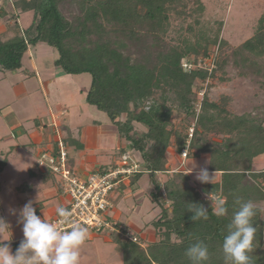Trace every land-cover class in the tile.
<instances>
[{
  "label": "trees",
  "instance_id": "1",
  "mask_svg": "<svg viewBox=\"0 0 264 264\" xmlns=\"http://www.w3.org/2000/svg\"><path fill=\"white\" fill-rule=\"evenodd\" d=\"M3 1L0 21L14 19ZM190 3L196 5L197 13L204 12L202 0H16L19 15L33 12L34 20L28 29L17 30L15 35H0V72L21 71L34 76V72L24 69V57L30 46L45 44L57 50L54 64L62 74L91 76L85 102L105 113L129 143L131 154L139 155L143 172L133 179L148 175V197L159 210L147 225L155 230V241H144L140 233L132 234L124 225V234H119L124 239L111 234L124 264H190L185 251L197 241L209 248L207 264H224L221 244L238 199L255 205L253 223L257 233L252 264H264V221L258 207L264 203V171L252 170L254 161L264 155V119L250 114L232 116L207 99L200 105L202 113H196L193 86L197 79L205 78L209 69H202L198 66L201 62L190 58L201 51L204 60L209 58L208 47L216 45L218 39L209 40L201 34L197 44L185 40L172 45L167 41L173 14L181 16V10L185 11ZM69 4L78 9L77 15L70 18L63 9ZM235 55L239 56L238 65L264 76L257 61L264 59V14L254 35L235 50ZM185 63L193 67L184 68ZM174 108L186 120L197 116L194 141L198 152L196 156L190 152L185 135L178 136L175 154L180 155L187 147V157L208 154L210 171L220 173V181L198 187L183 170L172 172L167 154L173 136L170 127ZM212 133L224 137L209 143L204 135ZM62 141L67 143L65 136ZM54 146L53 153H57L58 141ZM161 172H169L163 183L157 178ZM49 176L56 179L52 173ZM214 196L218 198L213 200ZM220 199L228 208L225 217L213 214ZM191 204L202 206L208 218L193 221Z\"/></svg>",
  "mask_w": 264,
  "mask_h": 264
},
{
  "label": "rangeland",
  "instance_id": "2",
  "mask_svg": "<svg viewBox=\"0 0 264 264\" xmlns=\"http://www.w3.org/2000/svg\"><path fill=\"white\" fill-rule=\"evenodd\" d=\"M15 1H3L9 15L14 17L8 21H0V35L4 38L15 35L17 30L28 29L34 20L33 12L20 16L14 5ZM202 2L205 6L202 14L197 13L194 3H190L185 11L181 10L183 13L181 16L173 14L171 29L167 36V41L172 45L181 44L185 40L191 44H197L201 34L209 40L216 37L218 39L216 45L208 47L209 58L204 60L206 56L202 55L203 51L190 58L191 61L201 62L198 66L202 69L210 71L204 79H197L193 86L196 113H202L203 109L200 105L207 99L209 102L217 103L221 109L232 116L250 114L264 119V76L251 73L253 70L242 64L238 65L239 56L235 55V50L254 35L259 19L264 14V0H202ZM63 9L69 18L78 13L75 4L65 5ZM16 20H19V24L14 25ZM200 45L204 47V42ZM57 58L56 49L45 44H38L30 46L23 61L24 69L35 72V76L27 78L21 71L0 72V107L2 109L0 161L3 158L2 154L5 155L8 152L10 154L7 167L0 175V216L4 217L13 232L19 225L17 223L19 193L16 187L23 186L29 181V171L39 172L35 151L30 146L32 141L37 142L42 138L40 130L35 128V119H41L45 124L41 128L44 142L48 141V138L51 140L55 138L54 132L61 137L60 134L63 132L65 134V126L68 125L79 139L83 132L81 128L96 127L98 146L92 152L102 155V162L115 160L116 165L121 159V154L114 158V154L117 153L116 140L111 133L115 128L109 124L104 113L84 101V96L91 85V76L62 74L54 64ZM257 61L264 75V59ZM170 129L173 131V136L167 160L172 172L185 170L186 167L192 168L193 165L196 169L199 163L198 158L188 156L183 159L181 154H175V147L178 136L187 135L188 142L191 144L190 152L194 156L197 155V143L194 141L197 132V116L186 120L185 116L174 108L173 124ZM31 134L35 136L34 139L30 136ZM223 137L214 133L204 135L209 143L220 142ZM44 144L47 146L46 143ZM68 150L78 157V152L82 149ZM200 157L209 158V155L203 154ZM252 170L253 172L264 171V155L254 161ZM209 176L212 179L215 177ZM145 177L140 190L121 189L111 195L112 209L107 214L109 219L124 226L130 222L135 229H143L146 223L152 220L154 213L148 212L151 206L148 197L151 185ZM160 178L165 180L166 177L160 176ZM164 180L160 181L163 183ZM258 207L264 221V203L258 204ZM134 228L129 229L130 233L137 234ZM100 233L105 232L100 231ZM90 234L88 233V237ZM113 236L124 239L119 234ZM85 244L88 246L82 247L81 255L85 252L84 249H87L91 259L92 248L89 242ZM116 246L112 239L109 250L105 252L109 255L113 253L115 261H122L124 256L116 250Z\"/></svg>",
  "mask_w": 264,
  "mask_h": 264
},
{
  "label": "clouds",
  "instance_id": "3",
  "mask_svg": "<svg viewBox=\"0 0 264 264\" xmlns=\"http://www.w3.org/2000/svg\"><path fill=\"white\" fill-rule=\"evenodd\" d=\"M195 171V165L190 172ZM195 179L201 183H209L212 178L207 168H200ZM231 221L226 225L221 250L224 264H252L251 253L257 233L253 218L256 215L252 201L237 200ZM34 201H27L18 211L17 223L22 225L23 239L13 253L9 243L11 230L3 216H0V264H80L81 249L88 239L87 227L71 222L70 209L60 206L56 209L58 222H49L44 216L37 215ZM15 211V210H13ZM192 220L207 219L208 211L202 206L192 205L189 209ZM217 217L228 215L225 200L220 199L213 211ZM59 225L71 224L62 230ZM10 233V236L7 234ZM7 236V238H6ZM185 255L190 264H207L210 253L203 241L190 245Z\"/></svg>",
  "mask_w": 264,
  "mask_h": 264
},
{
  "label": "crops",
  "instance_id": "4",
  "mask_svg": "<svg viewBox=\"0 0 264 264\" xmlns=\"http://www.w3.org/2000/svg\"><path fill=\"white\" fill-rule=\"evenodd\" d=\"M30 72H33V71H30ZM25 76L27 78L32 77L26 74ZM85 96H84V101H85ZM34 121H35V128L38 131L40 130V135L42 136V138H40L39 141L37 142L32 141L30 144V146L33 147L35 151L34 155L36 158H37L38 152L41 151V149L47 148V150L49 149L51 151H54L55 150L54 143L59 141V139L63 140L65 136L67 143L65 144L64 142V144L66 145V147H68V149L76 148L77 151L78 149H82V150H79L78 157L77 155L72 154L68 150L70 165L76 173L81 174V175H86L93 171H99L101 169H106L108 167H110L111 169L118 165V164L115 165L116 163L115 160L111 162H107V161L102 162L103 156L96 155L94 152H92V150H95L98 146V140H97L98 135H97L96 127L90 128L86 126V128H81L83 132L79 139L78 136H75L74 130L68 125V126H65V130H66L65 134L64 132L60 134L61 137L58 136L56 132H54V135L56 137L53 138L52 140L51 138H48V141L44 142V139H43L44 134L41 131V128L45 124L43 123L41 119H35ZM109 124H111L115 128L111 134L114 135L115 140H116L115 148H116L117 153L114 154L115 156L114 158H116V156L118 157L121 153H123V151L124 153H127L130 150L129 143L126 141L125 138L120 136L117 127L113 125L110 122V120H109ZM17 134L20 135L19 132H17ZM30 136H33L32 137L33 139L35 137L33 134H31ZM44 143H46L47 146H44L45 145ZM89 150H91V152ZM86 151H89V152H86ZM128 153H131V151ZM9 155H10L9 152L6 153L5 155L2 154L3 158L0 161V163L3 162V164L0 165V175L4 172L5 168L7 167ZM133 156L139 162H141V159L138 154H134ZM197 158H198L197 161L199 163L195 171L189 173L191 168L186 167L185 170L183 169L184 172L190 175L192 183L198 187L203 185V183L195 179L196 172H198L200 168H207L209 175L215 176L211 180V182L220 181L221 174L210 171L209 158H204V157L203 158L197 157ZM38 167L37 169H39V172L29 171V177H28L29 181H27L25 185L16 187V190L19 193L18 194L19 196L17 197V206L19 209H21L27 201L32 200L34 201L33 206L36 208L37 215L44 216L46 220L50 221L52 218L57 216L56 209L58 207L60 206L65 207L67 205L68 199L62 193V190L60 187V180L57 177L56 179H54L53 177H50L49 176V173H51L50 171H47L46 169H42ZM163 174H166V175H163ZM144 176L148 178L147 174L145 173L141 178H137V179L131 178V179L125 180L120 185L118 190H121V189H124V190L132 189V191H136L137 189L140 190ZM160 176H165L167 178L169 176V172H161L157 174V178L162 181L164 179H161ZM20 195H23V196L20 197ZM148 212L154 213V214H153L152 220L146 223L143 229H139V228L135 229L130 222H128V224L125 226L128 227V229L134 228V230L137 231V233L141 234L140 237L144 241L153 242L156 240L155 230L152 228V226L147 227V225L150 224L155 219V217H157L159 210L155 208V206L151 203V206L149 207ZM17 226L18 227H16L15 232H13V230L10 228L11 233H12L11 240L5 242V243L10 244V247L13 253L16 251V249L19 246V243L23 239L22 225H17ZM104 232H105L104 234L100 232L90 234L86 243L89 242V245L91 246L90 248H92V251H90L91 256L93 255L91 258L92 260L89 258L90 255H89L88 250L84 249L85 252H83V254L81 255L80 264H124V258L122 261L121 260L115 261L113 253L109 255L108 253L105 252L109 250L108 249L109 244H111L112 239H114V237L110 235L109 232L107 231H104ZM7 236H10V233H8ZM86 246L88 245L85 244L83 247H86ZM116 250H118L117 246H116ZM118 252L121 253L119 250Z\"/></svg>",
  "mask_w": 264,
  "mask_h": 264
},
{
  "label": "built area",
  "instance_id": "5",
  "mask_svg": "<svg viewBox=\"0 0 264 264\" xmlns=\"http://www.w3.org/2000/svg\"><path fill=\"white\" fill-rule=\"evenodd\" d=\"M192 67L191 64H184V68L191 69ZM58 145L57 153H53L54 151L49 149H41L37 155V162L40 168L50 171L60 180L62 193L68 199L65 208L72 212L71 222L87 227L88 233L107 231L110 234L123 235V225L117 221H111L107 217L112 209L110 197L125 180L143 172L141 163L127 152L121 156L118 165L110 171L105 173L93 171L81 175L71 167L68 149L61 139H59ZM187 155L188 147L182 151L181 157L186 159ZM217 198L214 196L213 200ZM58 219L56 216L49 222L57 223ZM70 226L71 224H58L62 230H66ZM126 237L137 241L136 237L129 235Z\"/></svg>",
  "mask_w": 264,
  "mask_h": 264
}]
</instances>
